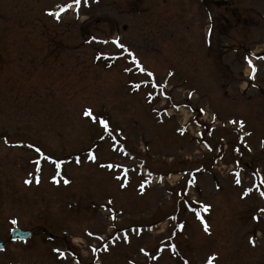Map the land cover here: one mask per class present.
I'll list each match as a JSON object with an SVG mask.
<instances>
[{"label": "rangeland", "instance_id": "rangeland-1", "mask_svg": "<svg viewBox=\"0 0 264 264\" xmlns=\"http://www.w3.org/2000/svg\"><path fill=\"white\" fill-rule=\"evenodd\" d=\"M70 2L0 0V264H264V0Z\"/></svg>", "mask_w": 264, "mask_h": 264}, {"label": "snow or ice", "instance_id": "snow-or-ice-1", "mask_svg": "<svg viewBox=\"0 0 264 264\" xmlns=\"http://www.w3.org/2000/svg\"><path fill=\"white\" fill-rule=\"evenodd\" d=\"M81 2H82V0H71L70 3H67V4H65V5L60 6V7H59V11H57V12H51V11H49L47 14L50 15V16H55V18H56L57 20H59L61 13L67 11L68 9H71V8L73 7V4H75L76 9H77L76 14H77V16H78V15H79V7H80V5H81ZM83 3H84L85 6H87L88 0H83ZM113 43L117 44V46L120 47L121 49H123L124 51H126V52L128 51V50L124 47V45H122V44L119 43L118 40L113 41ZM128 55H129V56H132V53L129 52ZM261 58H264V57H261ZM248 63H249V66H250L251 69H252V76L250 77V79H251V78H254V75H255V72H256V68H255L254 65H252L251 60H249ZM133 64L135 65V67H136L140 72H144V73H146V75H147L148 77H152V76H153V73H152V72H147V71H146V70H145V69L139 64V62L136 61L135 57H133ZM125 71H127V72H131L132 69H131V68H126ZM171 75H172V73L170 72V73H169V76H171ZM158 86H159V85L153 83V87H158ZM135 87L138 89V88L140 87V85L137 84V85H135ZM150 95H151V94H150ZM189 96H191V93H189ZM201 111H203V109H201ZM84 115H85V116H91V115H92L91 110H90V109H86L85 112H84ZM213 119H215V117H213ZM100 123L103 125L105 131H107V130H108V124H107V122L104 121V120H100ZM241 126H243V122H241ZM37 151H39V150L37 149ZM89 158H90V159H93V160L95 159V157L92 156V155H90ZM101 167L112 168V167H115V165H107V166H105V165H101ZM116 179L119 180L120 177L117 176ZM25 183H29V181L26 180ZM65 183H67V181H65ZM236 183L239 184V183H240V180L237 179V180H236ZM124 186H125L124 184H121V187H124ZM141 188H143V185H141ZM247 191H251V189H248ZM245 194H246V193H245ZM260 195H261V196H264V192H261ZM109 203H111V202H109ZM201 207H203L204 210L206 211L208 206H207V205H202ZM193 211H196V210L193 209ZM260 211H261V212H264V209H260ZM196 215H197V219H200V220H201V223L204 224V231H205V232H208V231H209L208 225H207L206 223H204V221H203V219H202V217L200 216V214H199L198 211L196 212ZM113 219H114V217H113ZM253 219H257V220H258L259 218L254 216ZM13 223H15V221H13ZM88 234H89V235H92L91 233H88ZM124 240H125V242H128V240H127V236L124 237ZM106 250H107V249H106ZM141 251H144V249H141ZM61 255H63V253H61ZM214 259H215L214 256H213V257H209L208 264H212V261H213Z\"/></svg>", "mask_w": 264, "mask_h": 264}, {"label": "water", "instance_id": "water-1", "mask_svg": "<svg viewBox=\"0 0 264 264\" xmlns=\"http://www.w3.org/2000/svg\"><path fill=\"white\" fill-rule=\"evenodd\" d=\"M209 3L215 4L216 6H221L226 4L229 0H205ZM30 236V232L28 231H22L18 228H15L11 232V238H28ZM0 248H2V245H0Z\"/></svg>", "mask_w": 264, "mask_h": 264}, {"label": "flooded vegetation", "instance_id": "flooded-vegetation-1", "mask_svg": "<svg viewBox=\"0 0 264 264\" xmlns=\"http://www.w3.org/2000/svg\"><path fill=\"white\" fill-rule=\"evenodd\" d=\"M62 251H63V252H66V253L69 255V257H70V255H73V254H75V253H76V252L74 251V252H73V254H72V251H71V249H70V248H67V249H66V247H65V248H63V249H62Z\"/></svg>", "mask_w": 264, "mask_h": 264}]
</instances>
